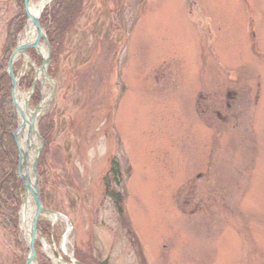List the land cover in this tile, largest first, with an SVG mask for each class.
<instances>
[{"label":"rangeland","instance_id":"obj_1","mask_svg":"<svg viewBox=\"0 0 264 264\" xmlns=\"http://www.w3.org/2000/svg\"><path fill=\"white\" fill-rule=\"evenodd\" d=\"M20 11L0 0V63ZM29 67L18 62L22 81ZM56 83L39 186L62 217L38 264L75 251L143 264L140 247L145 264H264V0H84ZM120 189L137 239L110 195ZM2 215L0 264H26L25 236L18 247Z\"/></svg>","mask_w":264,"mask_h":264},{"label":"trees","instance_id":"obj_2","mask_svg":"<svg viewBox=\"0 0 264 264\" xmlns=\"http://www.w3.org/2000/svg\"><path fill=\"white\" fill-rule=\"evenodd\" d=\"M21 11L11 21L13 25L7 37L6 44L3 49V57L0 63V214L2 213L1 224L6 230H10L15 234L16 245L21 247L19 241V211L22 205L23 185L17 175L18 153L13 134L17 129V118L14 113V107L11 100L12 86L11 81L6 73L9 59L17 48V37L23 31L26 24V14L24 10L25 0H17ZM84 0H55L47 9L41 18V25L47 31V36L51 45V63L49 68V75L56 78V69L59 65L60 54L63 50L68 35L76 26L77 21L83 14ZM34 59H38L34 52L31 53ZM27 76L21 81V87L28 81L29 88L32 86L31 76ZM40 101V93L37 90L34 96V105ZM52 126L49 123V118H45L40 125V133L44 139L51 132ZM39 174L42 177L43 172L41 166ZM116 182L119 180L117 171L114 170ZM107 190L111 189L107 184ZM107 192V191H106ZM113 199L117 201L118 212L122 217L121 210V193L110 194ZM43 197V196H42ZM41 232L45 235L51 230L47 223L39 225ZM39 246V245H38ZM38 248V247H37ZM42 264H49L48 260L42 259Z\"/></svg>","mask_w":264,"mask_h":264},{"label":"water","instance_id":"obj_3","mask_svg":"<svg viewBox=\"0 0 264 264\" xmlns=\"http://www.w3.org/2000/svg\"><path fill=\"white\" fill-rule=\"evenodd\" d=\"M53 0H50L44 7H42L41 11L34 15L32 12V4L33 0H26L25 1V13L27 16V24L24 28V33L26 29L31 25L35 31H36V39L32 43H25V44H19L16 51L12 54L9 64L7 67V74L11 80L12 84V103L15 107L16 113L19 110L17 99H16V93L17 91H20L19 87V78H17L14 74V64L16 63V57L21 56L24 58L26 62V54L29 50H35L39 56L42 57V66L39 69H36L35 71V80L32 89L30 90L29 94L26 97L24 107L26 109V113L29 114V120H25L26 113H24L22 110L20 111V116L23 120L22 126L18 127V130L14 133L13 138L15 140L17 151H18V157H19V163H18V169L17 173L18 176L23 183L24 186V203L22 209L31 201L34 206V214L32 221L30 223L29 227V238L27 239V250H28V256H27V262L26 264H38V258H37V251H36V241L41 236L40 232L38 231V223L41 221V216L44 214H53L56 217H60L59 214L51 212L49 210H46L41 202L40 198V192L38 188V174H37V167L39 162V156L41 152V148L35 149V155L33 160L31 161V166L29 167L28 164L31 160V152L33 147V140L36 142L39 141L42 144V139L39 135L38 128H37V118L40 114V111L42 110V107L39 105L33 112L29 110L30 100L33 96L34 89L36 87V82L38 80L39 74H41L43 80H49L52 84L53 90L52 94L50 96V99H54L57 91V85L56 82L49 79L47 75V66L50 62V46L48 42V38L41 28L40 25V17L43 13L44 9L47 5H49ZM41 41L44 42L47 48V55L42 56L39 52V47L41 46ZM28 128V135L27 140L25 143V147L21 146L19 141V133L22 127Z\"/></svg>","mask_w":264,"mask_h":264},{"label":"bare ground","instance_id":"obj_4","mask_svg":"<svg viewBox=\"0 0 264 264\" xmlns=\"http://www.w3.org/2000/svg\"><path fill=\"white\" fill-rule=\"evenodd\" d=\"M50 0H41V2H39L38 4H32V12L34 13V15H36L37 13H39V11H41L42 7H44ZM36 39V31L35 29L29 25V27L26 29L25 33H24V36H23V41H22V44H25V43H32L34 42ZM39 52L42 56H46V48L44 47V45H41L39 47ZM21 56H17L16 57V60H18ZM40 78L42 77L41 74H39ZM16 99H17V103H18V107H19V110L17 111V115H18V119H19V123H20V126H22L23 124V120L20 116V111L22 110L24 113H26V109L24 107V103H25V100H26V95L22 94L20 91H17L16 93ZM42 112H45L46 109L48 108V102L47 100H44L43 103H42ZM26 118L25 120H29V114L26 113ZM27 135H28V128L27 126L25 127H22L21 130H20V133H19V141H20V144L21 146L25 147V143H26V140H27ZM37 147V143L35 140H33V147H32V152H31V160L28 164V166L30 167L31 166V161L33 160L34 158V152H35V149ZM34 206L32 205L31 201L22 209V213H21V228H22V231L23 233L25 234V238L28 239L29 238V227H30V223L32 221V218H33V214H34ZM49 219L51 220H54V221H57L59 220L58 218H56L55 215L53 214H49L48 215ZM67 234L69 235L70 234V229L68 230ZM67 235V236H68ZM66 244H67V237H65L64 239V242H63V248L65 249L66 247ZM45 248H46V251L49 255L52 256V252L50 250V247H48L46 244H45ZM56 264H59L58 262Z\"/></svg>","mask_w":264,"mask_h":264}]
</instances>
